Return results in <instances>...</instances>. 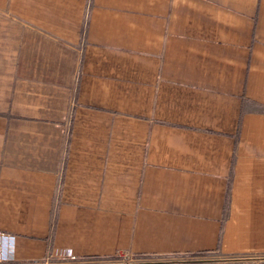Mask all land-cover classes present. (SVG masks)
I'll return each instance as SVG.
<instances>
[{
    "label": "crops",
    "instance_id": "0c3cea01",
    "mask_svg": "<svg viewBox=\"0 0 264 264\" xmlns=\"http://www.w3.org/2000/svg\"><path fill=\"white\" fill-rule=\"evenodd\" d=\"M0 234L264 264V0H0Z\"/></svg>",
    "mask_w": 264,
    "mask_h": 264
},
{
    "label": "rangeland",
    "instance_id": "374dc122",
    "mask_svg": "<svg viewBox=\"0 0 264 264\" xmlns=\"http://www.w3.org/2000/svg\"><path fill=\"white\" fill-rule=\"evenodd\" d=\"M184 257L181 256H159V257H145L136 258L130 256H121L115 258L118 264H178Z\"/></svg>",
    "mask_w": 264,
    "mask_h": 264
},
{
    "label": "built area",
    "instance_id": "2783aa9c",
    "mask_svg": "<svg viewBox=\"0 0 264 264\" xmlns=\"http://www.w3.org/2000/svg\"><path fill=\"white\" fill-rule=\"evenodd\" d=\"M14 243V237L6 234H0V263H9L13 261V251L10 249L13 247ZM2 247H5L4 251ZM64 256L73 261L76 260V256L71 251L65 252Z\"/></svg>",
    "mask_w": 264,
    "mask_h": 264
},
{
    "label": "clouds",
    "instance_id": "9594fccd",
    "mask_svg": "<svg viewBox=\"0 0 264 264\" xmlns=\"http://www.w3.org/2000/svg\"><path fill=\"white\" fill-rule=\"evenodd\" d=\"M3 248V251L5 250V247H2Z\"/></svg>",
    "mask_w": 264,
    "mask_h": 264
}]
</instances>
